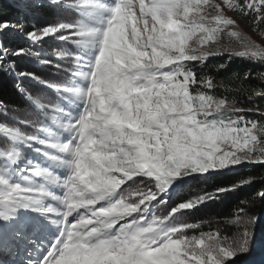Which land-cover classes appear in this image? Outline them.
<instances>
[{
  "label": "rangeland",
  "instance_id": "obj_1",
  "mask_svg": "<svg viewBox=\"0 0 264 264\" xmlns=\"http://www.w3.org/2000/svg\"><path fill=\"white\" fill-rule=\"evenodd\" d=\"M106 1L79 0L85 19L72 9L78 19L69 22L76 31L62 33L65 42L48 36L39 43L54 44L51 67L65 68L69 81L50 87L57 102L34 125L35 135L0 125L2 133L27 148L23 154L19 146L11 147L4 154L11 159L17 153L16 160L0 167V183L6 179L25 186L15 195L0 189V214L21 209L24 232L18 255L0 257L4 264L40 259L45 249L56 258L66 237L60 208L79 217L59 257L76 256L75 238L88 232L85 216L91 207L85 202L91 198L92 206H99L98 219L106 220L101 228L116 232L86 233L107 244L94 243L92 249L82 239L76 258L53 264H200L194 256L185 260L184 249L195 236L213 231L211 225L184 221L194 203L169 208L164 219L153 203L165 209L168 193L186 178L264 166L247 162L264 160V112L213 95L210 81L196 80L191 69L193 63L241 58L236 53L248 47L264 48V20L256 24V14H244L250 0ZM258 112L262 123L250 117ZM252 122L256 126L248 131ZM63 164L79 170L70 174ZM82 169L89 179L86 192ZM175 214L183 217L173 226ZM255 226L263 235L255 244L260 250L264 215ZM240 257L229 264H239Z\"/></svg>",
  "mask_w": 264,
  "mask_h": 264
},
{
  "label": "trees",
  "instance_id": "obj_2",
  "mask_svg": "<svg viewBox=\"0 0 264 264\" xmlns=\"http://www.w3.org/2000/svg\"><path fill=\"white\" fill-rule=\"evenodd\" d=\"M14 3L15 0H0V20L15 22L19 18L17 9L13 7ZM38 3L35 1L30 4L28 13L24 16L37 28L53 25L65 16L68 22L78 19V15L72 9L49 4L40 6ZM243 20L247 21V18ZM53 47L52 43L43 46L35 44L15 29L0 33V51L5 53L0 57V125L13 130L19 128L23 135H35L34 125L39 123L48 107L57 102V94L50 87L63 86L69 78L65 68L61 71L51 67V64H55ZM23 48L27 50L26 54L13 55L15 50ZM32 50L36 51L38 56H33ZM193 65L191 69L196 80L210 81L213 95L224 97L242 109L264 112V66L234 56ZM21 74H32L39 79ZM17 85L24 91L18 90ZM261 95L263 96L259 97ZM250 117L262 123L261 114L255 116L250 114ZM13 146H19L23 154L26 152L27 148L23 144L16 143L6 133L0 131V154L6 153ZM7 162L9 159L6 156L0 157V167ZM249 180L252 183L240 186L242 182ZM133 185L136 186L137 183L134 182ZM233 188L235 190H232ZM261 190H264V166L229 168L224 172L186 178L180 186L168 193L169 203L165 209L158 207L159 204L156 202L153 203V209L156 210V214L158 213L159 219H164L169 214L168 211H171L169 208L194 203L196 207L188 211L187 220L184 221L197 226L211 225L210 229L231 236L238 231L236 225L229 223L234 218L236 208L245 207L250 216L258 215V220L264 215V201L256 196ZM220 193L225 196L219 200L216 197ZM242 201L245 203L242 204ZM159 211L163 212V215L159 214ZM175 216L177 219L183 217L178 214L172 215L170 223L173 226L182 223L181 219L177 222ZM256 230L255 226L251 252L241 256L239 261L258 252L255 244L263 235L260 229ZM260 264H264V259Z\"/></svg>",
  "mask_w": 264,
  "mask_h": 264
},
{
  "label": "snow or ice",
  "instance_id": "obj_3",
  "mask_svg": "<svg viewBox=\"0 0 264 264\" xmlns=\"http://www.w3.org/2000/svg\"><path fill=\"white\" fill-rule=\"evenodd\" d=\"M32 3L33 0H15L13 7L17 9L19 18L16 19L15 22L11 20H0V33L9 29H15L31 42L39 44L43 38L48 36H53L65 42L66 37L62 35V33L76 31L75 27L64 20H59V22L45 28H37L35 25H32L24 18ZM48 4L76 11L80 8L79 0H71V3L66 2V0H48ZM244 10H246L244 14H248V12L256 14V24L264 20V14H261L264 13V0H250V3H245ZM101 11L103 10L101 9ZM78 12L80 14L79 17L85 19L84 14L81 11ZM26 51L27 50L24 48L17 49L13 55L26 54ZM32 54L33 56H38L37 52L34 50H32ZM4 55L5 53L0 51V57ZM236 55L243 58H251L252 61L257 64H264V48L259 46L248 47L246 51L236 53ZM21 75L32 76V74ZM32 78L39 79L35 76H32ZM17 87L18 90L24 91L19 85H17ZM245 124H249V122L245 121ZM255 126L256 122H252L248 131L254 130ZM17 155V153H14L11 159H9L6 154H0V157L6 156L9 160L14 161ZM247 162L264 165V160L259 159ZM23 179L26 181L28 177H23ZM244 183H252V181L242 182L240 186L242 187ZM18 188H25V186L20 183L11 184L6 179H4L3 183H0V189H4L5 193L12 192L13 195H15V190ZM232 190L235 189L233 188ZM256 196L264 201V190L257 192ZM241 203L244 204L245 202L242 201ZM20 212L21 209H16L14 212L0 214V257L8 256L11 258L19 253V242L24 239V232L21 231L23 225L20 222ZM257 220L258 215L250 216L245 207L236 208L234 210V218L230 220L229 223L236 225L238 231L231 236L224 235L219 230L200 233L198 236H195L193 240L189 242V246L184 249L186 255H184L183 258L188 260L189 256L197 257L200 264H229V261L234 260L236 257L249 254L254 242V228ZM28 242L31 243L30 240ZM50 259H54V256L49 257L48 249H45V253L40 259H30L26 264H41V260L42 264H48V260ZM0 264H4V261L0 260ZM188 264H197V260H189Z\"/></svg>",
  "mask_w": 264,
  "mask_h": 264
},
{
  "label": "water",
  "instance_id": "obj_4",
  "mask_svg": "<svg viewBox=\"0 0 264 264\" xmlns=\"http://www.w3.org/2000/svg\"><path fill=\"white\" fill-rule=\"evenodd\" d=\"M256 251L258 252L255 255L250 256L249 258L243 261H240L239 264H257L259 261H261L264 258V247L261 248L260 250L256 248Z\"/></svg>",
  "mask_w": 264,
  "mask_h": 264
},
{
  "label": "bare ground",
  "instance_id": "obj_5",
  "mask_svg": "<svg viewBox=\"0 0 264 264\" xmlns=\"http://www.w3.org/2000/svg\"><path fill=\"white\" fill-rule=\"evenodd\" d=\"M257 247H258V245H257ZM113 251V250H112ZM114 260H117V258L115 257V259ZM113 264V263H112Z\"/></svg>",
  "mask_w": 264,
  "mask_h": 264
}]
</instances>
